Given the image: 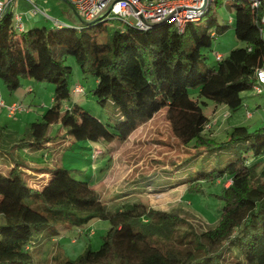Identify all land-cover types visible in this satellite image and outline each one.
Instances as JSON below:
<instances>
[{
  "label": "trees",
  "instance_id": "16d2710c",
  "mask_svg": "<svg viewBox=\"0 0 264 264\" xmlns=\"http://www.w3.org/2000/svg\"><path fill=\"white\" fill-rule=\"evenodd\" d=\"M252 1L231 0L234 35L243 44L215 58L216 65L205 70L199 68L205 59L201 49L210 47L226 27L217 22L213 10L223 0H211L200 18L186 22L181 31L172 23L138 29L120 20L121 29L106 28L103 19L88 26L50 23L17 30L10 8L0 15V82L9 91L24 78L51 82L52 105L41 117L46 126L59 121L75 140L122 141L141 119L165 107L173 135L193 152L172 174L192 158L212 154L217 156L216 166L206 169L201 163L183 170L182 182L190 190L218 178L230 181L219 194L216 224L197 231L184 226L186 219L177 212L140 202H123L109 210L90 182L75 178L70 169L30 167L15 159L6 174L0 171V264H33L35 244L40 247L64 229L82 230L93 219L108 222L99 246L86 245L75 258L53 256L51 264H222L228 246L243 258L231 264H264V126L250 130L235 125L217 140L205 133L208 116L198 101L204 97L234 111L242 105L241 93L256 82L255 70L264 60V0L257 5ZM95 30L104 32V42ZM67 55L82 75L94 77L90 92L95 101L114 106L113 130L75 100L60 111L74 88L68 87ZM193 87H199L197 99L189 96ZM84 91L82 86L80 93ZM44 131L37 136L26 127L15 144H44L50 139ZM223 151L230 157L224 166L218 157ZM28 168L47 176L29 182ZM162 173L160 177L168 176V171ZM148 177L135 178L133 185Z\"/></svg>",
  "mask_w": 264,
  "mask_h": 264
},
{
  "label": "rangeland",
  "instance_id": "374dc122",
  "mask_svg": "<svg viewBox=\"0 0 264 264\" xmlns=\"http://www.w3.org/2000/svg\"><path fill=\"white\" fill-rule=\"evenodd\" d=\"M17 1L19 5L13 9V14L25 15L27 13L26 9L23 10L25 0ZM37 1L41 3L47 1L55 5L53 14L62 16V13H59L58 0ZM230 3L231 0H223L220 5L213 7L217 22L226 27L213 38L210 47L201 49L205 59L199 64L200 70L216 65V53L225 56L229 50L243 44L234 35V10ZM48 10L47 15L52 17L53 11ZM207 16L208 14L203 16L202 23ZM25 17H30V14L27 13ZM105 25L106 28L121 29L123 27L119 20H106ZM95 33L100 42L105 41L104 32L96 31ZM65 63L71 68L68 80L70 90L75 84H81L85 91L84 93L71 91L70 98L62 101L60 111L63 112L72 100H77L86 111L113 130L111 126L116 120L117 113L110 101L104 105H99L95 101L90 92L95 83L94 77L90 74L82 75L71 55L66 56ZM198 89L199 87L190 88L189 96L197 99ZM53 90L54 85L51 82L36 81L32 78L22 79L21 85L13 91L7 90L0 82V99L6 103L18 102L23 107L12 115L8 114L5 108L0 107V171L2 173L6 174L10 163L18 158L34 166H50L51 164L53 168L65 167L70 169V174L75 178L90 182L109 210L119 207L123 202L129 204L140 202L146 207L177 212L186 219L187 223L184 226L190 224L197 231L216 224L222 204L219 194L222 186L228 185L230 181L227 179L222 182V179L218 178L202 182L198 189L190 190L182 182L179 173L183 170L186 173L201 163L206 169L216 166L214 161L217 160V156L212 154L205 157L198 155L182 167H178L177 175L172 174L175 167L182 165L193 152L189 144H183L173 135L165 107L151 117L141 119L136 128L122 141L75 140L65 133L66 128L61 126L59 121L48 126L41 122L43 113L52 105ZM241 95L242 105L234 111H229L226 105L216 104L210 99L204 97L198 99L203 112L208 116L206 134L221 140L235 125H245L250 130L264 126V94L258 95L253 89H249L243 91ZM201 101L206 104H201ZM29 126L32 127L33 134L37 136L42 135L45 130V135L50 136V143L47 145L25 144L18 147L15 143L23 136L24 129ZM28 152H32L31 159L27 157ZM243 154L249 153L243 152ZM218 157L222 158V166L230 160L225 151ZM163 171H168L166 174L168 176L160 177L164 175ZM141 176L150 177L144 182L140 179L133 185L132 181ZM26 177L29 182H32L34 178L38 181L44 179L38 178L35 172L32 173L28 169H26ZM164 178H168L169 181L165 182ZM128 187L130 188L127 189ZM84 227L82 230L80 228L61 230L58 237L44 240L40 247L35 244L32 248L33 264H51L53 256L58 257L59 260L75 258L86 245L93 249L97 248L101 235L108 227V222L93 219ZM236 261H243L241 254L234 246H228L223 253L222 264H231Z\"/></svg>",
  "mask_w": 264,
  "mask_h": 264
},
{
  "label": "built area",
  "instance_id": "2783aa9c",
  "mask_svg": "<svg viewBox=\"0 0 264 264\" xmlns=\"http://www.w3.org/2000/svg\"><path fill=\"white\" fill-rule=\"evenodd\" d=\"M111 0H69L76 11L86 20L93 19ZM135 8H137L144 19L148 21H158L165 17L171 10L177 6H191L199 7L203 0H128ZM126 0H116L112 3L109 11L100 19L106 20H120L129 25H133L138 29L151 28L147 26L138 16L132 5ZM211 0H205L202 8L187 9L179 8L173 11L169 16L163 19L162 23H172L178 31H181L184 24L189 21H196L200 18L203 12L207 9ZM258 0H253L252 4L257 5ZM11 6V0H0V15ZM194 11V12H188ZM30 13H40L45 20L54 23L58 26L67 25L56 18H53L40 9L34 3H30ZM98 19V20H100ZM97 21V20H96ZM264 22V19H262ZM14 27L17 30H23L24 25L22 21V14H13ZM78 27L80 25H74ZM264 31V30H262ZM221 54L216 53L215 58H219ZM256 82L252 88L256 94L264 93V60L261 65L255 70ZM74 93L82 92V86L76 84L73 88ZM0 107L7 110L8 114L12 115L17 111L23 109L22 105L18 102L12 101L10 103L4 102L0 99Z\"/></svg>",
  "mask_w": 264,
  "mask_h": 264
},
{
  "label": "crops",
  "instance_id": "0c3cea01",
  "mask_svg": "<svg viewBox=\"0 0 264 264\" xmlns=\"http://www.w3.org/2000/svg\"><path fill=\"white\" fill-rule=\"evenodd\" d=\"M60 2V5H59V13H62V16H59V15H54V11H53V8H55L56 6L53 5V4H49L47 1H44L43 3L41 2H38L37 0H25V5H24V9L27 10V13L30 14V17H25V15H22V21H23V25H24V29L28 28V27H31V26H34V25H41V24H50L49 21H45V18L43 17V15H41L40 13H30L29 10H30V3H34L35 5H37L40 9L44 10L45 12H47V9H49L48 11H53L51 12L53 15L52 17L64 22V23H67V24H72V25H78L77 23V20L74 16V14L71 12L70 8L64 3L62 2L61 0H58ZM11 4H12V7L10 6L9 8L12 10L13 12V9L19 5V2L17 0H11ZM25 10V11H26ZM219 54V53H218ZM264 93H261V94H258V95H262ZM77 101V100H76ZM250 114V113H249ZM50 142L47 141L44 143V145H47L49 144ZM57 149V147L55 148ZM27 157H30V159L32 158V152H28V155ZM31 161V160H29ZM28 162V161H27ZM26 160H25V163H27ZM30 163V162H29ZM53 163V162H52ZM29 165L30 167H34V165H30V164H27ZM39 165H35V167H37ZM48 166V165H47ZM51 166V164H50ZM28 170L32 171L31 168H28ZM33 173V171H32ZM35 174L38 175V178H46L47 176V173H38V172H35ZM41 174V175H40ZM42 176H45V177H42ZM36 180V178L32 179V181ZM95 220V219H94Z\"/></svg>",
  "mask_w": 264,
  "mask_h": 264
},
{
  "label": "water",
  "instance_id": "95a60500",
  "mask_svg": "<svg viewBox=\"0 0 264 264\" xmlns=\"http://www.w3.org/2000/svg\"><path fill=\"white\" fill-rule=\"evenodd\" d=\"M62 2H64L71 10V12L74 14L76 20H77V23L78 25L80 26H88L92 23H94L96 20L100 19L101 17H103L108 11H109V8L111 7L112 3L116 0H111L93 19H90V20H86L84 19L77 11L76 9L73 7V5L68 1V0H61ZM128 1V0H126ZM129 2V1H128ZM205 0L202 1V4L201 6L199 7H191V6H185V5H182V6H177L175 7L173 10H171L165 17H163L162 19L158 20V21H155V22H152V21H148L146 19L143 18V16L141 15L140 11L135 8L130 2V4L132 5V7L134 8V10L136 11V13L138 14V16L141 18V20L149 27H154V26H157L159 24H161L163 22V19H165L167 16H169L173 11L179 9V8H187V9H200L202 8L203 4H204ZM7 10V9H6ZM188 12H194V11H188Z\"/></svg>",
  "mask_w": 264,
  "mask_h": 264
}]
</instances>
